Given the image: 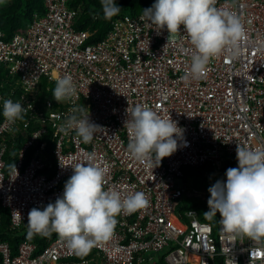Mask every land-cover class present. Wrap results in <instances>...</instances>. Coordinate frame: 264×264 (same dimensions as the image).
Returning a JSON list of instances; mask_svg holds the SVG:
<instances>
[{
	"label": "built area",
	"instance_id": "2783aa9c",
	"mask_svg": "<svg viewBox=\"0 0 264 264\" xmlns=\"http://www.w3.org/2000/svg\"><path fill=\"white\" fill-rule=\"evenodd\" d=\"M69 2L45 0L44 16L10 40L0 32V67L11 80L0 85L2 116L6 99L27 108L23 120L11 123L3 116L0 124V208L8 210L12 231H28L30 210L62 197L73 167L87 164L91 152L107 168L104 190L119 191L122 198L142 191L149 207L117 216L112 239L86 257L58 237L40 253L28 241L16 254L0 242V264H158L157 254L166 264H264V242L229 239L220 214L214 227L196 209L180 211L185 198L209 208L208 193L190 187L192 177L226 182L227 169L239 166L237 144L264 145V0H217V8L242 17L247 39L238 57L213 59L199 80L184 79L195 50L183 26L170 36L143 14L128 15L91 44L94 33L75 29L78 11ZM65 75L73 78L77 96L59 103L53 92ZM137 104L183 130L178 150L156 168L128 151L126 109ZM83 105L102 127L87 144L74 129L63 128L69 110ZM20 137L25 144L14 156L17 176L6 171L5 157Z\"/></svg>",
	"mask_w": 264,
	"mask_h": 264
},
{
	"label": "clouds",
	"instance_id": "9594fccd",
	"mask_svg": "<svg viewBox=\"0 0 264 264\" xmlns=\"http://www.w3.org/2000/svg\"><path fill=\"white\" fill-rule=\"evenodd\" d=\"M216 3L217 0H156L152 7L143 10L141 19L147 18L161 30L166 28L170 36L181 32L183 26L195 50L186 80L204 78L210 62L221 55L238 57L247 39L242 17L228 8H217ZM101 4L105 19L111 20L121 12L115 0H101ZM53 96L59 103L77 96L70 75L57 80ZM87 109L84 105L73 106L63 126L64 130L74 129L85 144L91 143L97 130L102 129L85 115ZM26 112L21 103L4 101L3 116L7 122L23 120ZM126 112L124 127L131 136L128 151L133 159L156 168L178 150V140L183 137L178 122L162 118L148 105L137 104ZM236 155L239 166L227 169L226 182L218 180L209 188L210 210L204 216L212 218L219 213L221 230L229 239L247 237L264 242V145L250 149L237 144ZM86 160L87 164L73 167L62 197L42 210H30L28 238L55 232L69 250L77 256H86L94 247L112 239L117 216L149 207V199L142 191L122 198L119 191L104 190L106 166L95 163V152L87 153ZM9 168L18 176L15 163ZM254 251L259 253L260 249Z\"/></svg>",
	"mask_w": 264,
	"mask_h": 264
},
{
	"label": "trees",
	"instance_id": "16d2710c",
	"mask_svg": "<svg viewBox=\"0 0 264 264\" xmlns=\"http://www.w3.org/2000/svg\"><path fill=\"white\" fill-rule=\"evenodd\" d=\"M44 2L45 0H11L10 4L0 7V32L4 34V39L6 41L10 40L17 32L23 30L26 24L33 22L35 17L44 16L46 14ZM115 2L121 8V12L111 20H108L104 18L101 0H70L69 8L78 11L75 29L94 33L88 43L92 44L103 40L117 19L128 15L138 16L143 14V10L152 7L156 0H115ZM9 83H11V80L8 78L7 72L0 67V85H8ZM2 120L3 116L0 110V124ZM24 144L25 140L22 137L18 138L17 144L7 153L5 157L7 172L10 171L9 165L15 163L14 156ZM185 209H196L200 213L202 221L211 223L214 227L218 226V216L206 218L204 213L210 209L204 207L201 203L185 198L182 200L180 211ZM0 211L2 213L0 242L9 243L14 254L17 253L19 245L24 241L35 244L37 253H40L49 245L50 241L59 237L57 233L53 232L49 236L34 234L31 238H28V231H12L8 210L1 207ZM160 258L158 264H166L163 256Z\"/></svg>",
	"mask_w": 264,
	"mask_h": 264
},
{
	"label": "rangeland",
	"instance_id": "374dc122",
	"mask_svg": "<svg viewBox=\"0 0 264 264\" xmlns=\"http://www.w3.org/2000/svg\"><path fill=\"white\" fill-rule=\"evenodd\" d=\"M9 3H11V0H4L3 3H0V7L5 6ZM224 178H226V177H224ZM218 180H220V178H216V177L200 178V177H197L196 179H194V177H192V179H190L189 182H190V187L192 189H196L199 191H206L208 193V196L210 197L209 188ZM155 256L161 257L162 254H157Z\"/></svg>",
	"mask_w": 264,
	"mask_h": 264
},
{
	"label": "crops",
	"instance_id": "0c3cea01",
	"mask_svg": "<svg viewBox=\"0 0 264 264\" xmlns=\"http://www.w3.org/2000/svg\"><path fill=\"white\" fill-rule=\"evenodd\" d=\"M10 4V3H9ZM8 5V4H7Z\"/></svg>",
	"mask_w": 264,
	"mask_h": 264
}]
</instances>
